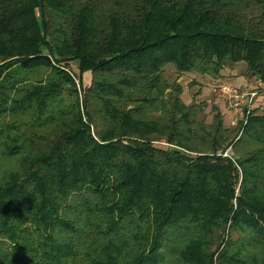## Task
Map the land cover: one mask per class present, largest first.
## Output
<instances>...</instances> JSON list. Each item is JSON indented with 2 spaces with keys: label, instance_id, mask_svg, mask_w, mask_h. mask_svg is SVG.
<instances>
[{
  "label": "trees",
  "instance_id": "16d2710c",
  "mask_svg": "<svg viewBox=\"0 0 264 264\" xmlns=\"http://www.w3.org/2000/svg\"><path fill=\"white\" fill-rule=\"evenodd\" d=\"M240 63L264 88V0H0V264H264V114L165 72Z\"/></svg>",
  "mask_w": 264,
  "mask_h": 264
},
{
  "label": "rangeland",
  "instance_id": "374dc122",
  "mask_svg": "<svg viewBox=\"0 0 264 264\" xmlns=\"http://www.w3.org/2000/svg\"><path fill=\"white\" fill-rule=\"evenodd\" d=\"M78 62H73L69 69L73 72V74L78 73ZM233 67V66H231ZM228 67V68H231ZM228 68L224 69L227 70ZM166 77L169 80L174 81L177 80L183 87V95L181 97L182 101L186 105H203L204 111L201 115V119H203L208 125L213 122L215 112L212 110L213 107L219 108L224 124L226 127L230 128L231 121L234 118L233 113L228 109L227 104L224 102L225 99L220 93V88L223 82L219 81L220 78H214L208 75H199L196 73L185 74L180 77L175 73L172 67L166 68ZM238 72H243L241 69ZM246 73V72H245ZM228 74V72L226 73ZM76 76V75H75ZM246 77L249 78L246 73ZM93 75L92 73H85L83 79V86L78 87L79 89L88 88L92 83ZM231 79L235 78L232 75H227V77H223V79ZM250 84L257 85L258 83L255 79H248ZM77 85H80V81L76 79ZM223 85L233 86L234 83L232 81H226ZM259 86V85H257ZM254 110H257L260 114H264V89H260V94L256 99L254 104ZM232 126V125H231ZM233 127V126H232ZM155 146L160 148H166L167 145L164 143H155ZM166 146V147H165ZM230 150V149H229ZM228 150V151H229ZM230 154V153H229ZM227 156V155H226Z\"/></svg>",
  "mask_w": 264,
  "mask_h": 264
},
{
  "label": "built area",
  "instance_id": "2783aa9c",
  "mask_svg": "<svg viewBox=\"0 0 264 264\" xmlns=\"http://www.w3.org/2000/svg\"><path fill=\"white\" fill-rule=\"evenodd\" d=\"M220 93L225 99L228 109L233 113L234 118L231 121L233 127L240 123L247 124L249 116L254 111V104L260 94L259 86H228L220 88Z\"/></svg>",
  "mask_w": 264,
  "mask_h": 264
},
{
  "label": "crops",
  "instance_id": "0c3cea01",
  "mask_svg": "<svg viewBox=\"0 0 264 264\" xmlns=\"http://www.w3.org/2000/svg\"><path fill=\"white\" fill-rule=\"evenodd\" d=\"M241 69L243 72H238V70ZM228 72V74H226ZM246 66L245 64L243 63H240V64H237L231 68H228L227 70H223L222 73H221V76L222 78L219 79V81L223 84L224 82L226 81H232L234 83L233 86H245V87H251L253 88L254 86H257V85H260V84H257V85H254V84H250L248 81L249 78L246 77ZM227 75H232L234 76L235 78H231V79H223V77H227ZM258 83V82H257ZM264 87V85H263ZM264 89V88H262ZM225 102V101H224ZM226 103V102H225Z\"/></svg>",
  "mask_w": 264,
  "mask_h": 264
},
{
  "label": "water",
  "instance_id": "95a60500",
  "mask_svg": "<svg viewBox=\"0 0 264 264\" xmlns=\"http://www.w3.org/2000/svg\"><path fill=\"white\" fill-rule=\"evenodd\" d=\"M228 153L233 154L232 148L228 151Z\"/></svg>",
  "mask_w": 264,
  "mask_h": 264
}]
</instances>
